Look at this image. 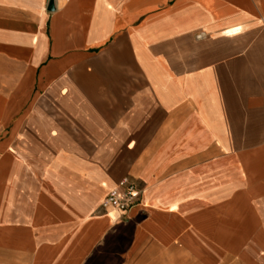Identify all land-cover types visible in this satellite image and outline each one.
<instances>
[{"label": "crops", "instance_id": "crops-1", "mask_svg": "<svg viewBox=\"0 0 264 264\" xmlns=\"http://www.w3.org/2000/svg\"><path fill=\"white\" fill-rule=\"evenodd\" d=\"M0 264H264V0H0Z\"/></svg>", "mask_w": 264, "mask_h": 264}, {"label": "built area", "instance_id": "built-area-1", "mask_svg": "<svg viewBox=\"0 0 264 264\" xmlns=\"http://www.w3.org/2000/svg\"><path fill=\"white\" fill-rule=\"evenodd\" d=\"M140 196L139 185L134 180L125 177L109 190L101 202V208L112 207L125 213L137 203Z\"/></svg>", "mask_w": 264, "mask_h": 264}]
</instances>
